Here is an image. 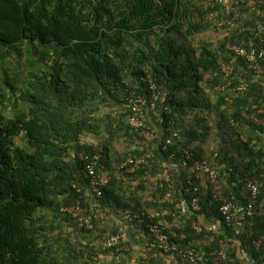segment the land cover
<instances>
[{"label":"trees","instance_id":"1","mask_svg":"<svg viewBox=\"0 0 264 264\" xmlns=\"http://www.w3.org/2000/svg\"><path fill=\"white\" fill-rule=\"evenodd\" d=\"M207 12L202 0H0V264H93L98 252H106L101 245L106 235L84 244L63 230L73 225L74 231L92 235L77 228L61 207L79 201L89 208L86 165L93 156L98 157L96 172L111 174L98 187V199L144 212L134 220L146 237V225L156 223L186 248L205 240L210 251L230 238L251 255H262L264 239L255 241L264 233V217L243 214L253 232L236 233L220 216L214 195L245 206L246 181L256 179L262 182L259 202L264 203V124L249 117L254 113L264 120V109L253 108L264 101V79L257 77L264 76V58L259 74L237 59L232 86L245 81L248 87L243 96L226 101L219 71L221 61L231 58L226 45L250 40L253 21L244 32L227 31L214 42L206 32L219 25ZM18 51L28 55L25 65L7 69L8 55L17 65L22 62ZM146 77L165 94L157 103L163 122L152 147L154 163L120 171L130 145L123 155L112 156V150L119 137L130 143L126 98L134 90L146 93ZM99 100L109 111L92 116L88 107ZM86 135L97 143H81ZM167 138L170 144L164 146ZM186 150L191 155L185 159ZM201 160L223 166L224 172L215 179L196 178ZM165 166L174 192L171 202L161 203L154 193L167 189ZM150 189L152 201H142L141 193ZM192 198L198 210L191 208ZM202 217L221 221L227 237L207 231ZM192 221L202 227L199 232ZM157 256L142 264H156Z\"/></svg>","mask_w":264,"mask_h":264},{"label":"built area","instance_id":"2","mask_svg":"<svg viewBox=\"0 0 264 264\" xmlns=\"http://www.w3.org/2000/svg\"><path fill=\"white\" fill-rule=\"evenodd\" d=\"M261 0H202V4L208 9L207 18L214 24L222 25L229 32H236L237 34L244 32L246 27L247 18L244 11L252 12L251 16L256 18L252 22L250 31L252 37L250 40H242L239 43L229 42L226 45L227 50L230 52L231 58L228 61H224L219 66V71L225 77L224 83L220 86V90L223 91L224 98L228 102H232L235 98L243 96L247 90V83L240 82L232 86V74L235 69L236 61L238 58L244 60L247 66L253 69L256 73H260L261 66L260 61L264 58V7L260 5ZM229 11L228 18L222 20L223 11ZM149 96L138 94L135 90L131 93V96L126 98L125 108L123 113H126V119L131 127L132 137L130 139V150L127 159L117 166L118 169L123 170V167L130 165L127 168V172L131 173L140 166L151 167L154 163L155 153L153 151V145L155 146L157 129L149 128L145 116H153L156 125L162 124L163 118L158 108V101L164 102L165 94L156 89L155 82L152 78L148 77ZM260 84L264 87V80L260 81ZM253 108H263L264 101L259 100L254 104ZM246 115V114H245ZM251 119H255L258 122L264 124L263 119H257L255 114H250ZM170 144V138L165 140V145ZM153 147V148H152ZM191 155L187 150L185 151V159ZM87 158V157H86ZM169 161L172 160V155L169 156ZM98 163V157L94 156L93 160L86 165V171L89 176V190L99 194L98 187L106 183L111 174L109 172L98 174L96 172V166ZM185 165V161L182 163ZM195 170L198 172L196 178H200L202 174H208L212 179L219 176L217 168H213L206 160H201L197 163ZM163 180L167 183V189L164 194L160 192L154 193V200L156 202H171L174 192V183L171 181V170L169 166H165L162 170ZM262 182L256 179H248L246 181V189L249 194V200L245 206H242L234 198H227L222 195H214V200L219 202L218 211L222 219L227 225L234 223L238 216L242 213L248 217L253 214L264 217V203L259 202V196L261 193ZM152 201V196L147 199ZM180 207L183 212L187 208L184 200L180 201ZM191 208L198 210V200L192 198ZM61 210L68 213L76 223L77 228H84L86 230H94V221L96 219V213L90 209L83 207L79 201L76 204L62 206ZM141 212L140 215H144ZM165 214V213H164ZM137 213L133 214V218H139ZM142 221V220H141ZM192 227L199 232L201 226L196 224L195 221L191 222ZM148 229V235L146 237L147 244L145 253L142 255V259L157 256L158 252L169 254L179 264H229L228 253L230 249V242L228 240L220 241L214 249L207 251L205 246L198 247H184L180 243L171 240L166 230L159 224L148 223L146 225ZM209 231V230H208ZM264 239V233L260 236L255 244L258 245L260 240ZM106 250L123 254L126 250V235L123 232L111 233L107 236L102 246ZM152 250V253L148 255V251ZM96 256L93 258V263L96 262ZM111 264V263H109Z\"/></svg>","mask_w":264,"mask_h":264},{"label":"crops","instance_id":"3","mask_svg":"<svg viewBox=\"0 0 264 264\" xmlns=\"http://www.w3.org/2000/svg\"><path fill=\"white\" fill-rule=\"evenodd\" d=\"M262 1V0H261ZM247 22L253 21L256 18L251 16L252 12L244 11ZM229 11L227 12L226 9L223 11L222 20L228 18ZM224 27V24L219 25ZM224 61H221V63ZM261 80L264 79V76H257ZM258 81V80H257ZM153 179V178H152ZM154 180V179H153ZM244 193V191H241ZM85 201L90 210L96 213V219L94 221V230L92 231V235L85 232L80 231L79 229L74 231L73 225L67 227L68 230H72L73 233L71 234L72 240H79L84 244H89L91 239H94V235L99 234H111L112 232H123L126 235V244L127 248L123 251V254H118L109 250H106L105 253H97L96 259L97 261L93 264H142L144 263V259H142V255L145 253V246L147 244L146 236L143 234L141 227L131 218H129V214L126 213L127 210H116L115 206L107 205L103 203L100 199H98L97 194L91 192L90 190L86 189L85 191ZM200 225L204 226L205 229L215 234H221L225 237V230L222 225V222L217 220V218H199ZM233 228L236 233H244L248 232L249 235L253 232L249 227H247L248 223L244 221L243 214L241 213L238 216V219L232 224ZM91 237V239H90ZM107 238V237H106ZM230 239V238H229ZM228 239V240H229ZM106 240V239H105ZM104 240V241H105ZM232 242L230 244V255L229 263L231 264H264V249L262 255L253 256L249 253L248 249L242 247L240 249L239 242L234 243V239H230ZM102 242V246L103 243ZM93 241L91 242V244ZM202 246H206V241L203 240L199 242L196 247L201 248ZM217 247V246H216ZM156 264H179L177 260L169 256H160L156 257Z\"/></svg>","mask_w":264,"mask_h":264},{"label":"rangeland","instance_id":"4","mask_svg":"<svg viewBox=\"0 0 264 264\" xmlns=\"http://www.w3.org/2000/svg\"><path fill=\"white\" fill-rule=\"evenodd\" d=\"M228 30H226V28L222 27V26H217V27H211V30L208 32H206V35H208L210 33L211 36V40H213L214 42H216L217 40L221 39L223 37V35L227 32ZM197 36V35H196ZM196 38V37H195ZM13 54L5 57L4 61H3V65L8 69L11 67H16L18 68L19 66H23L25 65V62L27 61V57L28 55L26 53H20V51H18V57L20 58L19 61H22L19 65H17V60L12 56ZM29 60V58H28ZM107 111H109V107L107 106V104L105 102L102 101H98L96 103H93L91 106L88 107V112L92 115V116H100L102 114L107 113ZM5 113L8 114L9 111L5 110ZM125 140V138H124ZM123 137H119L118 140L115 141L114 146H113V150H112V156L114 155H123L125 153V150L127 148V145L129 144L128 142H124ZM85 141H92L93 144H96L97 141L92 140L91 136L86 135L81 139V143L85 142ZM212 144V143H210ZM209 144V146H210ZM214 145V144H213ZM215 147V145H214ZM115 153V154H114ZM118 157V156H117ZM123 157V156H122ZM119 158V157H118ZM216 168L218 169L219 173L220 172H224L223 171V166H216ZM161 173V172H160ZM222 177V175L220 176ZM148 183H152V175L149 177L148 179ZM152 190L150 189V193L146 192V193H141L142 195V201L146 200L148 197L152 196ZM126 200V199H125ZM130 200H126V202H129ZM147 201V200H146ZM120 210V209H119ZM63 230H65L66 232L69 231L68 228L64 225ZM72 233L73 231L70 230ZM103 235V234H102ZM106 236H108V234H106ZM91 239V237H90ZM106 239V238H105ZM104 239V240H105ZM103 240V241H104ZM94 241V239H91V242ZM102 241V242H103Z\"/></svg>","mask_w":264,"mask_h":264},{"label":"clouds","instance_id":"5","mask_svg":"<svg viewBox=\"0 0 264 264\" xmlns=\"http://www.w3.org/2000/svg\"><path fill=\"white\" fill-rule=\"evenodd\" d=\"M5 48L6 47H3V49L5 50ZM7 49V48H6ZM8 50V49H7ZM9 56V55H8ZM149 78H152V77H149ZM153 79V78H152ZM148 77H146V79H145V81H146V83H147V86H146V88H145V90H146V93L144 92V93H139V92H137L138 94H142V95H144V96H149V93H150V90L148 89L149 88V86H148ZM165 100V99H164ZM126 118V117H125ZM127 120V119H126ZM145 120H146V123H147V125H148V127L149 128H151V129H153V128H156L157 129V127L159 126V125H156V123H155V120H154V118H153V116H151V115H147V116H145ZM130 127V126H129ZM130 134H131V137H132V133H131V127H130ZM131 144V142L129 143V145ZM87 157V158H86ZM93 158H94V156L92 157V158H90V162L93 160ZM84 159H89V157L88 156H84ZM89 164V163H88ZM102 169H103V167H102ZM103 172H105V173H107V171H102L101 173H103ZM262 189V188H261ZM89 190V189H88ZM92 192V191H91ZM261 194V193H260ZM125 202H126V200H124ZM128 204H129V202H127ZM131 203V202H130ZM112 206H114V205H112ZM116 207V206H115ZM89 209V208H88ZM121 210L122 209V207L120 208V207H116V210ZM124 210V209H123ZM62 211V210H61ZM63 212V211H62ZM66 213V212H65ZM126 213H128L129 214V218H131V219H137V218H133L132 216H133V214H135V213H132L131 212V210H129V209H127V212ZM68 214V213H67ZM134 220V221H135Z\"/></svg>","mask_w":264,"mask_h":264}]
</instances>
